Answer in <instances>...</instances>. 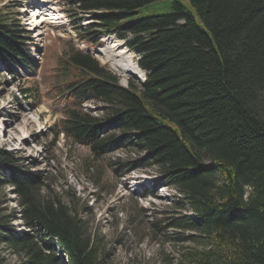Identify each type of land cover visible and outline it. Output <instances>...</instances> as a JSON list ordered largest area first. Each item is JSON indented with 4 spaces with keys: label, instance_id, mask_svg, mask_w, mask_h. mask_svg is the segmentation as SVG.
I'll use <instances>...</instances> for the list:
<instances>
[{
    "label": "trees",
    "instance_id": "16d2710c",
    "mask_svg": "<svg viewBox=\"0 0 264 264\" xmlns=\"http://www.w3.org/2000/svg\"><path fill=\"white\" fill-rule=\"evenodd\" d=\"M62 1L92 16L88 27H76L81 40H125L146 79L124 86L90 53L68 48L49 90L63 98L57 134L96 158L145 153L130 169L157 167L161 183L183 198L178 208L191 213L167 224L199 245L180 252L177 264H264V0H189L194 12L175 0L170 11L136 20L158 0ZM4 8L0 62L20 59L32 69L28 39ZM27 92L36 96L38 86ZM89 101L103 104L100 113L85 108ZM6 185L19 209L7 213L0 201V264L5 250L20 258L16 264H108L109 248L88 219L0 148V189ZM16 214L26 230L12 225Z\"/></svg>",
    "mask_w": 264,
    "mask_h": 264
},
{
    "label": "rangeland",
    "instance_id": "374dc122",
    "mask_svg": "<svg viewBox=\"0 0 264 264\" xmlns=\"http://www.w3.org/2000/svg\"><path fill=\"white\" fill-rule=\"evenodd\" d=\"M172 1L151 3L131 20L166 13ZM179 1L194 12L189 0ZM3 6L21 27V39H28L25 50H30L35 61L32 69L20 59L0 62V148L13 152L22 169L41 176L46 193L88 219L90 228L101 233L109 248L108 264H177L180 252L199 246L182 240L190 232L167 227L172 217L191 214L186 205L178 208L183 198L173 187L161 183L157 167L130 169L144 152L123 149L96 158L88 146L73 144L62 133L58 135L57 123L64 116L63 98L49 92L56 83L58 58L72 46L97 58L120 77L124 86L131 80L144 81L146 73L141 80L112 69L104 57L121 54L122 46L113 41L118 38L104 35L99 46L81 40L76 27H88L92 16L75 14L62 0H0ZM198 23L206 29L200 20ZM121 43L128 49L125 55L131 52V63L138 61L125 40ZM35 84L38 92L33 96L27 91ZM102 106L92 101L85 104L93 114L100 113ZM17 199L11 185L0 189L1 207L7 213L18 211ZM11 223L18 231L26 230L19 214ZM5 252L7 264L20 261L18 256Z\"/></svg>",
    "mask_w": 264,
    "mask_h": 264
},
{
    "label": "bare ground",
    "instance_id": "6f19581e",
    "mask_svg": "<svg viewBox=\"0 0 264 264\" xmlns=\"http://www.w3.org/2000/svg\"><path fill=\"white\" fill-rule=\"evenodd\" d=\"M115 42L114 45L116 46H122L121 54L120 55H115L114 56H106L104 57V60L106 62H110L112 64V69H114L116 72L120 74L124 73H131L134 74L138 79L143 80L145 78L144 70H142L138 64L137 61H135L133 64L131 63V52L128 53V55H125L124 53L128 51L127 48H124L123 44L121 43V40L119 39H114ZM27 122V120H26ZM8 130V127L6 126L5 132ZM22 140L25 141V138H22Z\"/></svg>",
    "mask_w": 264,
    "mask_h": 264
}]
</instances>
